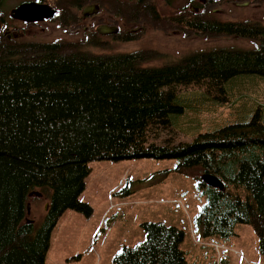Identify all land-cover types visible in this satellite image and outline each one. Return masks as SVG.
I'll return each instance as SVG.
<instances>
[{"label": "trees", "instance_id": "1", "mask_svg": "<svg viewBox=\"0 0 264 264\" xmlns=\"http://www.w3.org/2000/svg\"><path fill=\"white\" fill-rule=\"evenodd\" d=\"M52 3L58 26L71 28L77 27L75 9L98 4L100 23L119 27L109 37L122 41L134 39L126 30L146 25L185 39H248L253 47H220L143 67L160 53L90 52L91 46H109L92 29L83 31L81 41L0 33V264H44L58 217L67 209L91 214V206L79 200L89 161L142 157L175 159L178 173L197 177L206 203L196 225L204 234L227 236L234 224H250L264 249V121L259 113L200 132L191 141L155 140L159 131L171 128L170 115L184 111L176 102L179 88H201L209 98L229 101L236 76L264 78V23L222 20L202 3L193 5L196 10L184 6L171 13H161L154 0ZM201 172L218 176L224 187L202 183ZM33 190L48 200L38 227L25 220L27 203L36 198L29 196ZM142 226L145 239L124 246L113 264H186L182 230L153 221Z\"/></svg>", "mask_w": 264, "mask_h": 264}, {"label": "rangeland", "instance_id": "2", "mask_svg": "<svg viewBox=\"0 0 264 264\" xmlns=\"http://www.w3.org/2000/svg\"><path fill=\"white\" fill-rule=\"evenodd\" d=\"M23 1L28 0H4L0 10L9 12ZM47 1L53 4L52 0ZM154 1L161 13H171L184 6L196 10L193 5L202 3L222 20L256 19L264 23V4L247 0L223 4H211L210 0ZM243 2L247 3L236 5ZM80 10L75 9V14ZM94 23V26L100 24ZM90 27L88 29H92ZM139 29L132 35L134 39L128 41L102 35V40L109 46L87 49L93 53L157 50L158 58L143 63V67H157L199 51L253 47L250 40L232 36L185 39L177 32L164 34L146 25ZM28 31L33 36L26 40L81 41L83 37L82 25L59 27L57 20L30 27ZM236 79L229 101L209 98L201 88H179L176 102L184 106V111L170 115L171 128L159 131L155 136L156 143L163 144L167 136L173 137L176 143L191 141L198 133L212 131L228 122L248 121L256 112L264 121V78L245 74L230 82ZM176 163L175 159L152 157L89 161V172L84 178L79 200L88 203L92 212L86 216L67 209L58 217L50 233L44 264H113L114 256L124 246H134L145 239L142 223L150 221L183 231L180 248L186 264H264V249L250 224H234L232 233L227 236L206 235L198 228L196 216L206 198L201 193L202 187L197 186V177L178 173L174 169ZM202 174L199 173V178ZM31 203L30 218L38 227L44 221L48 200L43 196L36 197Z\"/></svg>", "mask_w": 264, "mask_h": 264}, {"label": "water", "instance_id": "3", "mask_svg": "<svg viewBox=\"0 0 264 264\" xmlns=\"http://www.w3.org/2000/svg\"><path fill=\"white\" fill-rule=\"evenodd\" d=\"M246 3L247 2L236 3V5H243ZM99 9L100 8L98 4H88L82 8L81 14L83 16H89V15L97 13ZM54 14H55V9H53L49 4L40 3L36 1L22 2L16 7H14L13 9H11L12 18L24 20L27 22L51 19L54 16ZM118 30L119 28L117 25H110V24H105V23L99 24L95 28V31L100 35L116 34ZM200 181L213 188L222 189L224 187V184L221 181V179L214 174L203 173L202 176L200 177ZM29 196L41 197L42 193L39 192L38 190H33L29 193ZM30 214H31V203H27L25 220L27 223H34V220L30 218Z\"/></svg>", "mask_w": 264, "mask_h": 264}, {"label": "flooded vegetation", "instance_id": "4", "mask_svg": "<svg viewBox=\"0 0 264 264\" xmlns=\"http://www.w3.org/2000/svg\"><path fill=\"white\" fill-rule=\"evenodd\" d=\"M3 1L4 0H0V5L3 3ZM28 1H36V2H40V3L49 4L53 9H55L54 16L51 19H45L42 21L27 22L24 20L12 18L11 17V10H9V12H5V11L2 12V10H0V12H1V14H0V33H2L3 35H6L7 37H10V38L12 37V38L25 39L27 37L33 36V34H31L28 31V29L30 27H37V26H41V25L44 26V25H48V23H53L56 20V16L59 15L58 9L53 4L49 3L46 0H28ZM23 2H26V1H23ZM20 3H22V2H20ZM81 10H80V13L75 15V18H76L75 25L77 27L79 25H82L83 31H87L88 26H91L90 28H92V30H95L97 25L94 26L95 25L94 22L95 21L100 22V21H102V18H103L102 15L100 14V11H98L95 14L89 15V16H83L81 14ZM87 20L89 23L87 22ZM139 30H140L139 27L134 26V28L132 27L130 30H126L124 33L130 34V35H135V33L138 32ZM65 31L68 33L71 32L69 30H65ZM118 32H119V30H118Z\"/></svg>", "mask_w": 264, "mask_h": 264}, {"label": "built area", "instance_id": "5", "mask_svg": "<svg viewBox=\"0 0 264 264\" xmlns=\"http://www.w3.org/2000/svg\"><path fill=\"white\" fill-rule=\"evenodd\" d=\"M215 247H216L217 249H219V245H218V244H216Z\"/></svg>", "mask_w": 264, "mask_h": 264}]
</instances>
